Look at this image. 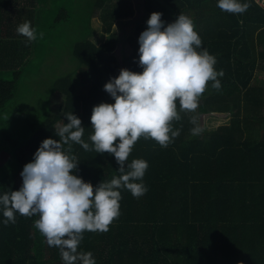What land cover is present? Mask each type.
Wrapping results in <instances>:
<instances>
[{"label":"trees","instance_id":"obj_1","mask_svg":"<svg viewBox=\"0 0 264 264\" xmlns=\"http://www.w3.org/2000/svg\"><path fill=\"white\" fill-rule=\"evenodd\" d=\"M57 1L0 0V27L8 25V4L21 12L11 31L0 35V193L19 189L23 165L43 139H58L54 128L67 123L65 113L81 119L82 138L91 147L92 107L114 102L103 85L123 68L115 54L119 39L132 45L122 54L124 67L142 70L137 62L138 36L147 27L139 22L142 12L120 37L112 24L122 12L112 0H77L69 9H60ZM261 1L248 0L244 13L233 14L220 10L216 0H141L145 12L162 13L165 25L180 13L191 17L201 47L224 74L217 77L219 90L208 82L195 111L178 107L180 119L172 124L179 134L167 147L152 138L135 142L127 159L148 162L147 191L134 197L120 189V215L108 230L83 233L78 250L91 251L96 264H264V77L252 83L256 70L264 73ZM96 10L108 33L99 44L90 39ZM50 11L55 16L45 20ZM24 21L35 26L34 41L16 32ZM70 22L76 38L56 53L61 36L56 29L67 31ZM206 113H227L229 122L213 129L199 125L202 131L194 135L191 118L199 124V114ZM71 152L78 162L72 171L93 186L120 175L107 152L78 144ZM37 218L17 213L16 223H0V264H63L59 249L49 247L34 227Z\"/></svg>","mask_w":264,"mask_h":264},{"label":"clouds","instance_id":"obj_2","mask_svg":"<svg viewBox=\"0 0 264 264\" xmlns=\"http://www.w3.org/2000/svg\"><path fill=\"white\" fill-rule=\"evenodd\" d=\"M217 7L233 14L244 13L248 0H216ZM153 11L147 27L138 36V65L141 71L121 68L103 89L114 102H100L92 107L90 122L91 147L82 137L85 127L73 112L65 113L67 123L54 128L58 139H43L33 159L20 172L18 190L0 193V223H16V214L38 216L34 227L45 237L49 247H57L63 264H96L91 251L78 250L85 231H107L120 215L121 192L124 188L134 197L147 191L143 182L148 162L134 158L128 162L135 142L140 137L154 139L167 147L178 136L181 110L195 111L198 99L209 86L219 90L223 70L214 66L216 58L202 40L191 17L180 13L173 22L161 19ZM16 32L26 38H37L35 26L29 21L17 25ZM39 35H43L40 33ZM190 131L197 135L202 129L195 117ZM72 144L84 150L112 155L119 176L93 186L72 170L78 166L71 152Z\"/></svg>","mask_w":264,"mask_h":264},{"label":"crops","instance_id":"obj_3","mask_svg":"<svg viewBox=\"0 0 264 264\" xmlns=\"http://www.w3.org/2000/svg\"><path fill=\"white\" fill-rule=\"evenodd\" d=\"M76 1L77 0H58L55 3H58V7L60 9H63V8L69 9V8H74L76 6V3H75ZM113 2H115V3L113 4ZM110 3L113 4L112 6L117 8L118 10H120L122 8H125V12H124L123 16L118 18V20H116V21H119V22L123 23L122 28L124 30H126V31H129L130 29H132V23H131L132 20L133 19L135 20L136 16L138 17L139 13L144 11L141 8V0H112V1H110ZM131 8H133V14L131 16H129L130 15L129 14L130 11L132 10ZM4 9H7L9 11L8 14L10 15V17L8 18V25L0 27V35H5L6 34V29H10V31H11L13 26H15L14 24H15V21L17 19L16 15L18 16V14L21 13V12H18L16 7H14L12 5H9V4ZM49 10L50 9H48V11ZM26 11L27 10H23V12H26ZM53 14L54 13L50 11V12H48V14L47 13L43 14V16L46 17L45 20H50L51 18H53V16H55V14L54 15ZM142 14H144V16H149L150 15V13H148V12H144ZM36 15H37V12L35 10H32L31 11L32 19H35ZM95 17L91 18V26L94 28V33L90 36V39L95 44H99V43H101V42H103L104 40L107 39L108 33H105V32L102 31V22L101 21H100L101 25H98L100 27H98V28L96 27ZM147 19H148V17L147 18H142L141 17L139 22H146ZM42 20H44V18ZM41 25L46 27V25H48V22H42ZM71 25H73V24H71V22H70L69 26H71ZM69 30H70V32H76L77 31L75 26H71V28ZM126 31H124V32H126ZM126 34H128V33H123V34L121 33L120 35L118 34V36L121 37L122 35H126ZM121 42H123V40L119 39V45H120ZM119 45L115 49V52L119 51V48H120ZM0 49H4V46L0 45ZM115 54H117V53H115Z\"/></svg>","mask_w":264,"mask_h":264},{"label":"rangeland","instance_id":"obj_4","mask_svg":"<svg viewBox=\"0 0 264 264\" xmlns=\"http://www.w3.org/2000/svg\"><path fill=\"white\" fill-rule=\"evenodd\" d=\"M261 4L264 5V0L261 1ZM131 9L133 10V8H131ZM120 12H122L121 16H123V14L125 12V8L120 9ZM144 12L145 11H143L142 13H144ZM46 13L48 14V12H46ZM98 13H99V11L96 10V12L94 14V17L95 16L97 17V18L95 17L96 27L97 28L100 27L98 25H101V22H102V19L99 18V14ZM141 17L142 18H147L149 16H144V14H142ZM141 17H140V19H141ZM116 20H118V18L113 21L112 30L116 31L119 35L121 33L122 34L123 33H129L132 30V29H130L129 31L124 30L122 28L123 23H121L119 21H116ZM56 31H60L61 32V36H59L60 38L58 39V41L60 42V45H59V49L57 48L56 53H62L64 50L67 49L69 41H71L72 39L76 38V35L71 33L70 30L65 31V28L56 29ZM124 31H126V32H124ZM122 45H124L123 48H122ZM119 47H120L119 51L115 52V53H117V59H118L119 63L122 64L121 67L125 68L124 67L125 65L123 64L124 63V59L122 57V54L128 53L131 50L132 45L128 46L127 43L124 44V41H123V42L120 43ZM63 56H64V59H65L66 56H67V53H64ZM67 67H71V64H68ZM263 77H264V73H262L261 71L259 72V71L256 70L255 73H254V77L252 78V83L253 84H257L258 80L262 79ZM52 106H53V103H52ZM198 121H199V125L201 127H205L206 129H213L217 125L228 123L229 122V115L227 113L226 114L225 113L199 114Z\"/></svg>","mask_w":264,"mask_h":264}]
</instances>
